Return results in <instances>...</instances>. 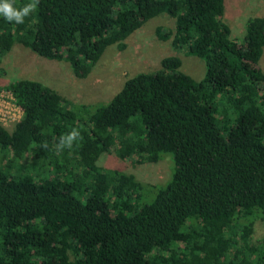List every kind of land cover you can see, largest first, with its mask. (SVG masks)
<instances>
[{"label": "trees", "instance_id": "trees-1", "mask_svg": "<svg viewBox=\"0 0 264 264\" xmlns=\"http://www.w3.org/2000/svg\"><path fill=\"white\" fill-rule=\"evenodd\" d=\"M224 1L38 0L23 24L0 17V64L20 44L85 79L161 15L174 27L158 37L204 64L194 81L165 57L93 111L38 81L5 87L23 116L0 126V264H264V240L252 242L264 221V17L237 42ZM73 129L82 140L58 152ZM112 153L138 165L170 155L171 179L146 201L143 183L97 164Z\"/></svg>", "mask_w": 264, "mask_h": 264}, {"label": "rangeland", "instance_id": "rangeland-1", "mask_svg": "<svg viewBox=\"0 0 264 264\" xmlns=\"http://www.w3.org/2000/svg\"><path fill=\"white\" fill-rule=\"evenodd\" d=\"M252 17H264V0L224 1L222 22L235 41H242L246 21ZM159 26L165 31L172 30L174 21L165 15L148 21L125 40V50L109 47L85 79L75 77L67 62L41 58L20 44H15L1 58L0 90L6 91L5 87L16 80H34L52 88L70 103L90 105L93 111L107 103L123 83L135 74L159 69L165 57H178L181 60V72L194 81L202 79L203 62L187 55L183 49H176L171 38L160 39L155 32ZM258 66L264 73V49ZM97 164L105 169H117L143 183L146 201L151 200L160 186L171 179L173 170L170 155H164L158 163L138 165L131 160H122L113 153L102 154ZM263 240L264 221L256 219L252 242Z\"/></svg>", "mask_w": 264, "mask_h": 264}, {"label": "clouds", "instance_id": "clouds-1", "mask_svg": "<svg viewBox=\"0 0 264 264\" xmlns=\"http://www.w3.org/2000/svg\"><path fill=\"white\" fill-rule=\"evenodd\" d=\"M37 3L38 0H32V2L22 8H18L12 0H0V17H3L9 23L23 24L25 18L36 10ZM77 140H82L81 133L79 130L73 129L70 133L64 134L59 138V143L56 145L57 151H62L65 148L72 149L74 142ZM45 147H47L46 144Z\"/></svg>", "mask_w": 264, "mask_h": 264}, {"label": "built area", "instance_id": "built-area-1", "mask_svg": "<svg viewBox=\"0 0 264 264\" xmlns=\"http://www.w3.org/2000/svg\"><path fill=\"white\" fill-rule=\"evenodd\" d=\"M22 116L23 112L12 94L7 90H0V126L11 130Z\"/></svg>", "mask_w": 264, "mask_h": 264}]
</instances>
